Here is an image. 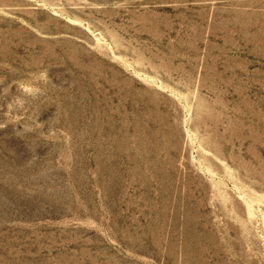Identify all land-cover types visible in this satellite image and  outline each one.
I'll use <instances>...</instances> for the list:
<instances>
[{"label":"rangeland","instance_id":"rangeland-1","mask_svg":"<svg viewBox=\"0 0 264 264\" xmlns=\"http://www.w3.org/2000/svg\"><path fill=\"white\" fill-rule=\"evenodd\" d=\"M0 264H264V0H0Z\"/></svg>","mask_w":264,"mask_h":264}]
</instances>
